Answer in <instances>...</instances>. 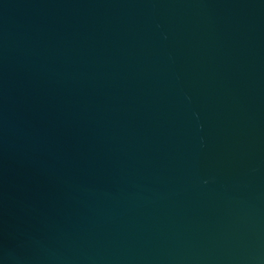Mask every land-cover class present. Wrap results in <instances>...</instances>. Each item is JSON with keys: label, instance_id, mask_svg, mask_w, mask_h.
<instances>
[{"label": "water", "instance_id": "95a60500", "mask_svg": "<svg viewBox=\"0 0 264 264\" xmlns=\"http://www.w3.org/2000/svg\"><path fill=\"white\" fill-rule=\"evenodd\" d=\"M0 264H264V0H0Z\"/></svg>", "mask_w": 264, "mask_h": 264}]
</instances>
